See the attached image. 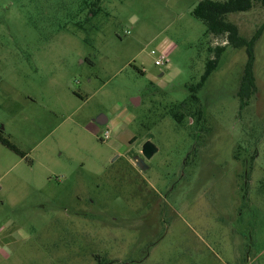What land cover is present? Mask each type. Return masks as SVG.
Listing matches in <instances>:
<instances>
[{"label": "rangeland", "instance_id": "1", "mask_svg": "<svg viewBox=\"0 0 264 264\" xmlns=\"http://www.w3.org/2000/svg\"><path fill=\"white\" fill-rule=\"evenodd\" d=\"M199 1L0 0V264H264V28L200 83Z\"/></svg>", "mask_w": 264, "mask_h": 264}, {"label": "trees", "instance_id": "2", "mask_svg": "<svg viewBox=\"0 0 264 264\" xmlns=\"http://www.w3.org/2000/svg\"><path fill=\"white\" fill-rule=\"evenodd\" d=\"M96 2V1H95ZM264 7V0H200L193 9V16L206 25V35L225 36V44L217 45L213 48L208 47V51L213 53V58L206 63V69L200 78V83L204 82L210 73L217 65L219 58L225 51L227 45L240 46L246 45L249 55V61L246 67V75L243 77V83L240 86V94L242 89L246 87L255 90L253 77L251 74L252 66V47L255 41L259 38L264 24L255 32L250 39H245L240 34L238 25L232 19H229L230 14L249 11L255 7ZM250 40V41H249ZM252 92V91H251ZM173 115L180 121V117L174 112ZM0 143L15 151L19 156L24 157V154L12 145L7 139L0 137Z\"/></svg>", "mask_w": 264, "mask_h": 264}, {"label": "water", "instance_id": "3", "mask_svg": "<svg viewBox=\"0 0 264 264\" xmlns=\"http://www.w3.org/2000/svg\"><path fill=\"white\" fill-rule=\"evenodd\" d=\"M95 121L98 124H105V123H107V118L100 116V117L96 118ZM156 150L157 149L153 145V143L149 140H146L142 145L141 153L146 159H148L156 152ZM137 166H139V167L143 166L140 159L137 161Z\"/></svg>", "mask_w": 264, "mask_h": 264}, {"label": "built area", "instance_id": "4", "mask_svg": "<svg viewBox=\"0 0 264 264\" xmlns=\"http://www.w3.org/2000/svg\"><path fill=\"white\" fill-rule=\"evenodd\" d=\"M161 51V50H160ZM167 51H168V47H165L160 53H159V57L155 58L154 63L155 65H164L167 62ZM156 50H151V54H155ZM109 137V131H105L104 132V138L107 139Z\"/></svg>", "mask_w": 264, "mask_h": 264}, {"label": "crops", "instance_id": "5", "mask_svg": "<svg viewBox=\"0 0 264 264\" xmlns=\"http://www.w3.org/2000/svg\"><path fill=\"white\" fill-rule=\"evenodd\" d=\"M3 138H4V137H3ZM5 139H6V138H5ZM2 147H3V148H2ZM4 149H9V148H7L6 146H4L3 144L0 143V155H1V158H0V164H1V166H2V163L7 159V155H6L7 152H5ZM19 151H21V152L24 154V157L19 156V157H20L19 159H20V160L25 159V158L27 157V153H25V152L22 151V150H19ZM4 173H6V171H4ZM1 231H3V230L0 229V232H1ZM252 260H253V259H252ZM252 264H254V262H253Z\"/></svg>", "mask_w": 264, "mask_h": 264}, {"label": "flooded vegetation", "instance_id": "6", "mask_svg": "<svg viewBox=\"0 0 264 264\" xmlns=\"http://www.w3.org/2000/svg\"><path fill=\"white\" fill-rule=\"evenodd\" d=\"M143 145V144H142ZM142 145H141V148H140V153H141V150H142ZM140 156H142V157H139L138 158V160L140 159L141 160V163H142V165L144 166V156L142 155V153L140 154ZM137 159V158H136ZM143 160V161H142ZM136 161V160H135ZM252 264V263H251Z\"/></svg>", "mask_w": 264, "mask_h": 264}]
</instances>
